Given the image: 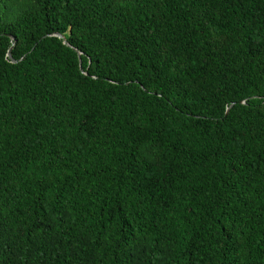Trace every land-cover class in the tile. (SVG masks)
<instances>
[{"label":"trees","instance_id":"obj_1","mask_svg":"<svg viewBox=\"0 0 264 264\" xmlns=\"http://www.w3.org/2000/svg\"><path fill=\"white\" fill-rule=\"evenodd\" d=\"M0 264H264V0H0Z\"/></svg>","mask_w":264,"mask_h":264},{"label":"water","instance_id":"obj_2","mask_svg":"<svg viewBox=\"0 0 264 264\" xmlns=\"http://www.w3.org/2000/svg\"><path fill=\"white\" fill-rule=\"evenodd\" d=\"M51 36H55V37L61 39V40L63 41L64 44H66L67 46H69V44L66 42V40L64 39V37H63L62 35L57 34V33H54V34L51 35ZM11 39L13 40L12 37H11ZM77 54H78V58H79V67H80V69H81V59H80L81 54H80L79 52H77ZM8 57L11 59L12 62H15V61L12 59V57H11V53H10V51L8 52ZM81 70H82V69H81ZM233 105H234V104H232V105L228 108V110H229Z\"/></svg>","mask_w":264,"mask_h":264}]
</instances>
